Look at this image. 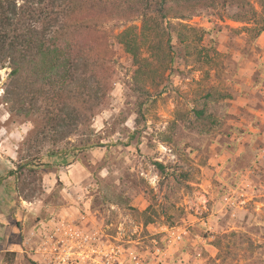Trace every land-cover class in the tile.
<instances>
[{
	"label": "rangeland",
	"instance_id": "1",
	"mask_svg": "<svg viewBox=\"0 0 264 264\" xmlns=\"http://www.w3.org/2000/svg\"><path fill=\"white\" fill-rule=\"evenodd\" d=\"M170 4L176 18L158 30L140 18L107 25L113 89L61 141L39 118L15 113L5 97L10 70L0 69V264H40V221L69 206L94 213L115 246H163L164 228H185L164 264H264V161L237 175L229 159L232 171L215 183L202 169L215 167L213 138L248 143L251 132L234 124L252 120L238 98L264 97L250 87L264 84V0ZM122 39L139 50L138 64Z\"/></svg>",
	"mask_w": 264,
	"mask_h": 264
},
{
	"label": "trees",
	"instance_id": "2",
	"mask_svg": "<svg viewBox=\"0 0 264 264\" xmlns=\"http://www.w3.org/2000/svg\"><path fill=\"white\" fill-rule=\"evenodd\" d=\"M170 2L0 0V69L10 70L6 101L16 114L39 118L43 132L56 141L72 135L113 89L115 35L107 25L140 18L145 30H158L176 18ZM121 43L138 64L139 50L127 39ZM196 116L204 118L205 112ZM16 172L9 174L19 180Z\"/></svg>",
	"mask_w": 264,
	"mask_h": 264
},
{
	"label": "crops",
	"instance_id": "3",
	"mask_svg": "<svg viewBox=\"0 0 264 264\" xmlns=\"http://www.w3.org/2000/svg\"><path fill=\"white\" fill-rule=\"evenodd\" d=\"M262 78V80L264 81V77ZM250 87H252L253 92L260 91V93L264 94V84L258 85L255 82H252L250 84ZM238 101L246 106V109L244 110H248L247 112H250L252 118V120H245V118L241 116L243 114L241 109L239 113H237L241 116V119L239 122H236L234 124V126L238 128H243L244 130H249L251 132L250 135H247L249 136V139L245 138L248 143H243L242 140H239V142H237V140H235V137H232L231 140L237 143H235V146L233 144L229 148L227 145H223L224 142H220L218 144V140L216 138L212 139L214 140V142L211 143L210 154L212 153L213 155V150L216 151V154H214L213 157L216 158L212 160V166L215 167L212 169L207 164L202 168L209 178V180L207 178V181H209L210 183H215L213 179L215 175L216 179L220 178L219 174H221V171L225 172L227 169H229V171H232V165L230 164V162L236 163V165L238 166V170L236 171V173L237 175H240V172H245L244 169L242 170V168H245V166H247L248 164L250 165L252 162L255 163L256 161H264V97L259 99H252L250 96L243 98L241 97L238 98ZM259 104H261L262 107H259ZM245 114L247 113L245 112ZM260 140L263 143H261ZM215 142H217V144ZM229 159H231V161L227 163ZM255 165L257 164L255 163ZM246 172H248L247 169ZM53 210L54 211H49L50 218H45L40 221L42 228L45 229L44 235L46 236V239L41 243L39 247L40 253L38 256H36L39 258L40 264H42L43 259L48 256L45 254L48 253L47 249L50 247V245L53 249L51 236L53 235L52 229L55 228V226L59 227L61 225H72L82 230L84 233H90L93 235H98L104 229V225L101 224V221H97L95 214L91 213L90 211H87L85 213L83 209H79L74 206L62 207L60 209L56 208Z\"/></svg>",
	"mask_w": 264,
	"mask_h": 264
},
{
	"label": "built area",
	"instance_id": "4",
	"mask_svg": "<svg viewBox=\"0 0 264 264\" xmlns=\"http://www.w3.org/2000/svg\"><path fill=\"white\" fill-rule=\"evenodd\" d=\"M231 192L233 194L225 196V202L234 205V193L237 190ZM55 228L51 236L53 250L62 247L65 253L52 257L53 264H164L173 249L184 243L187 236V230L183 227L164 228L163 246L128 248L123 244L115 246L112 241L105 246L103 241L98 240V235L84 233L72 225Z\"/></svg>",
	"mask_w": 264,
	"mask_h": 264
},
{
	"label": "flooded vegetation",
	"instance_id": "5",
	"mask_svg": "<svg viewBox=\"0 0 264 264\" xmlns=\"http://www.w3.org/2000/svg\"><path fill=\"white\" fill-rule=\"evenodd\" d=\"M45 236V235H44ZM110 236L106 234V230L103 229L99 234H98V240L99 241H103V243L105 244V246L107 244H110L111 243V239L109 238ZM44 241V240H43ZM48 253H46L45 255H48L47 257H45L43 259V263L42 264H53L51 262V258L54 257V256H63V254L65 253V249L60 247L57 251H54L52 248H51V245L50 247L47 249ZM40 253V252H38Z\"/></svg>",
	"mask_w": 264,
	"mask_h": 264
}]
</instances>
